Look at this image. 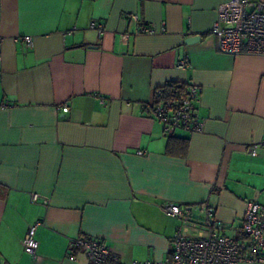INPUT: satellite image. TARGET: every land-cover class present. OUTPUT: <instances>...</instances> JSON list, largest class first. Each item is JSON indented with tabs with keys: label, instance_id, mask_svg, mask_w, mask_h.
<instances>
[{
	"label": "crops",
	"instance_id": "0c3cea01",
	"mask_svg": "<svg viewBox=\"0 0 264 264\" xmlns=\"http://www.w3.org/2000/svg\"><path fill=\"white\" fill-rule=\"evenodd\" d=\"M226 1L0 0V264H91L69 253L80 235L124 263L163 261L179 227L209 231L165 215L166 201L198 220L209 209L241 237L246 203L264 204V56L217 49L210 30ZM168 82L201 88V129L175 137L184 156L165 152L145 108ZM36 221L33 258L22 240Z\"/></svg>",
	"mask_w": 264,
	"mask_h": 264
},
{
	"label": "built area",
	"instance_id": "2783aa9c",
	"mask_svg": "<svg viewBox=\"0 0 264 264\" xmlns=\"http://www.w3.org/2000/svg\"><path fill=\"white\" fill-rule=\"evenodd\" d=\"M137 19L136 14H132ZM99 32L102 25L92 23ZM148 25L138 27V33H153ZM211 33L216 37V46L221 53L239 55L250 54L264 56V1L228 0L219 4L217 17L211 25ZM125 36H127L125 34ZM25 45L33 47L31 36H24ZM180 68L187 66L182 59L177 64ZM167 87V88H166ZM165 89H167L165 91ZM201 88L194 83H182L162 86L154 91V100L147 107L153 119L162 124V133L166 138H175L179 131L195 132L202 127V118L198 111ZM100 103L104 99L99 98ZM64 103L56 109L62 112L68 110ZM252 146L251 152L255 153ZM137 154L144 151L137 149ZM46 198L37 193L31 194L33 201ZM168 217L182 222L203 224L208 227L206 235L188 236L179 227L171 239V248L163 261H132L124 263L111 252L110 247L100 239L87 238L83 235L69 241L68 250L71 256L83 252L91 264H241L264 262V204L250 200L246 203L242 216V235L234 238L221 233V226H215L210 221L211 210L205 220L194 218L193 209L174 201H166L161 207ZM40 221L30 225L23 237L24 251L37 258L38 242L35 231Z\"/></svg>",
	"mask_w": 264,
	"mask_h": 264
},
{
	"label": "trees",
	"instance_id": "16d2710c",
	"mask_svg": "<svg viewBox=\"0 0 264 264\" xmlns=\"http://www.w3.org/2000/svg\"><path fill=\"white\" fill-rule=\"evenodd\" d=\"M177 82H168L164 85L168 86L169 84H176ZM167 88V87H166ZM167 89H165L166 91ZM187 151V142L185 139H181V138H169L167 143H166V147H165V152L172 154V155H179V156H184L186 154Z\"/></svg>",
	"mask_w": 264,
	"mask_h": 264
},
{
	"label": "water",
	"instance_id": "95a60500",
	"mask_svg": "<svg viewBox=\"0 0 264 264\" xmlns=\"http://www.w3.org/2000/svg\"><path fill=\"white\" fill-rule=\"evenodd\" d=\"M196 37H198V36H189L188 38H186V42H192V41H194V39L196 38Z\"/></svg>",
	"mask_w": 264,
	"mask_h": 264
}]
</instances>
